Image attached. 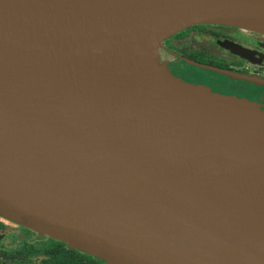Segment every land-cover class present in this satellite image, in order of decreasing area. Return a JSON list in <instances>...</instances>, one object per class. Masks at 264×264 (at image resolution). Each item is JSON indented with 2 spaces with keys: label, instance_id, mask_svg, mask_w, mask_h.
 Here are the masks:
<instances>
[{
  "label": "water",
  "instance_id": "water-1",
  "mask_svg": "<svg viewBox=\"0 0 264 264\" xmlns=\"http://www.w3.org/2000/svg\"><path fill=\"white\" fill-rule=\"evenodd\" d=\"M195 25L264 34V0H0V216L105 264H264V110L172 73Z\"/></svg>",
  "mask_w": 264,
  "mask_h": 264
},
{
  "label": "flooded vegetation",
  "instance_id": "flooded-vegetation-1",
  "mask_svg": "<svg viewBox=\"0 0 264 264\" xmlns=\"http://www.w3.org/2000/svg\"><path fill=\"white\" fill-rule=\"evenodd\" d=\"M161 53L174 75L189 83L210 85L225 96L256 102L264 110V85L223 73L264 80V34L230 26L195 25L168 39ZM75 253L83 255H78L82 262L73 261ZM89 257L0 216V264H91Z\"/></svg>",
  "mask_w": 264,
  "mask_h": 264
},
{
  "label": "trees",
  "instance_id": "trees-1",
  "mask_svg": "<svg viewBox=\"0 0 264 264\" xmlns=\"http://www.w3.org/2000/svg\"><path fill=\"white\" fill-rule=\"evenodd\" d=\"M76 255H74V262H82L83 260L82 259H79L78 255L82 258L83 255L79 254V253H75ZM89 260H90V263L91 264H104L103 261L101 260H98L97 258H94L92 256L89 257Z\"/></svg>",
  "mask_w": 264,
  "mask_h": 264
},
{
  "label": "bare ground",
  "instance_id": "bare-ground-1",
  "mask_svg": "<svg viewBox=\"0 0 264 264\" xmlns=\"http://www.w3.org/2000/svg\"><path fill=\"white\" fill-rule=\"evenodd\" d=\"M198 83H199V82H198ZM203 84H204V83H203ZM209 86H210V85H209ZM209 86H208V87H209ZM211 87H212V86H211ZM215 92H216V91H215ZM230 94H231V92H230ZM240 95H241V94H240ZM239 97H240V96H239Z\"/></svg>",
  "mask_w": 264,
  "mask_h": 264
}]
</instances>
